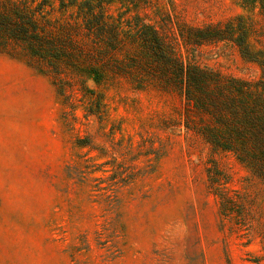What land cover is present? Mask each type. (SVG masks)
Listing matches in <instances>:
<instances>
[{
  "label": "rangeland",
  "instance_id": "1",
  "mask_svg": "<svg viewBox=\"0 0 264 264\" xmlns=\"http://www.w3.org/2000/svg\"><path fill=\"white\" fill-rule=\"evenodd\" d=\"M43 4L51 36L68 31L82 54L52 67L19 44L0 51V264H264L263 182L185 128L200 121L130 39L150 26L185 64L254 81L258 66L233 45L179 34L239 16L264 53L258 7L111 0L102 12L119 49L88 59L105 45L78 6ZM11 5L33 4L0 0V11Z\"/></svg>",
  "mask_w": 264,
  "mask_h": 264
},
{
  "label": "trees",
  "instance_id": "2",
  "mask_svg": "<svg viewBox=\"0 0 264 264\" xmlns=\"http://www.w3.org/2000/svg\"><path fill=\"white\" fill-rule=\"evenodd\" d=\"M31 1L32 8L11 5L8 10L0 11V51L6 43L19 44L29 55L52 67L61 64L70 67L73 58L82 54L74 37L66 30L51 36L50 22L43 15V1L47 3V0L38 4H34L36 0ZM58 1L61 7L77 5L86 35L105 45L103 52L90 51L84 56L101 58L106 52L118 51L121 32L116 26L107 25L102 12L111 0ZM237 1L245 9L258 7L264 15V0ZM245 27L244 19L236 16L223 23L187 28L179 36L185 46L233 45L243 60L258 66L260 77L254 81L222 78L185 64L150 26H142L130 39L143 54V60L156 70L158 79L179 90L200 121L194 126L185 124V128L199 134L213 148L232 153L264 184V53L250 50ZM107 198L112 204L113 196Z\"/></svg>",
  "mask_w": 264,
  "mask_h": 264
}]
</instances>
